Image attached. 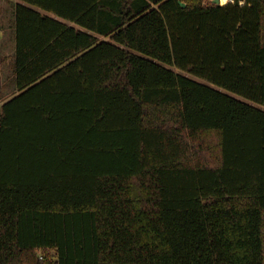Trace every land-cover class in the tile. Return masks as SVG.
<instances>
[{"label":"trees","instance_id":"obj_1","mask_svg":"<svg viewBox=\"0 0 264 264\" xmlns=\"http://www.w3.org/2000/svg\"><path fill=\"white\" fill-rule=\"evenodd\" d=\"M12 15L0 264H264V0Z\"/></svg>","mask_w":264,"mask_h":264},{"label":"rangeland","instance_id":"obj_2","mask_svg":"<svg viewBox=\"0 0 264 264\" xmlns=\"http://www.w3.org/2000/svg\"><path fill=\"white\" fill-rule=\"evenodd\" d=\"M12 6V0H0V106L12 94L11 56L15 47Z\"/></svg>","mask_w":264,"mask_h":264},{"label":"built area","instance_id":"obj_3","mask_svg":"<svg viewBox=\"0 0 264 264\" xmlns=\"http://www.w3.org/2000/svg\"><path fill=\"white\" fill-rule=\"evenodd\" d=\"M235 1H239L241 5H244L247 2V0H225V3H223L222 0H219L218 4L225 5L227 3H233Z\"/></svg>","mask_w":264,"mask_h":264},{"label":"water","instance_id":"obj_4","mask_svg":"<svg viewBox=\"0 0 264 264\" xmlns=\"http://www.w3.org/2000/svg\"><path fill=\"white\" fill-rule=\"evenodd\" d=\"M213 2L218 4L219 0H213ZM182 5H185V4L182 3Z\"/></svg>","mask_w":264,"mask_h":264},{"label":"crops","instance_id":"obj_5","mask_svg":"<svg viewBox=\"0 0 264 264\" xmlns=\"http://www.w3.org/2000/svg\"><path fill=\"white\" fill-rule=\"evenodd\" d=\"M12 1H13V3H14V2H16V1H18V0H12ZM45 13H46V12H45ZM47 14H49V15H53L52 13H48V12H47Z\"/></svg>","mask_w":264,"mask_h":264}]
</instances>
